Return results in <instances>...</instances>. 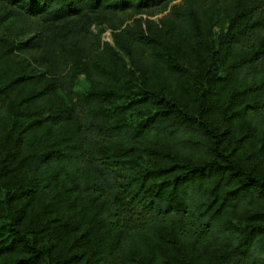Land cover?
Here are the masks:
<instances>
[{
  "label": "trees",
  "instance_id": "obj_1",
  "mask_svg": "<svg viewBox=\"0 0 264 264\" xmlns=\"http://www.w3.org/2000/svg\"><path fill=\"white\" fill-rule=\"evenodd\" d=\"M168 7L183 48L91 31ZM26 55L45 71L19 74ZM11 73L0 264H264V0H0Z\"/></svg>",
  "mask_w": 264,
  "mask_h": 264
},
{
  "label": "rangeland",
  "instance_id": "obj_2",
  "mask_svg": "<svg viewBox=\"0 0 264 264\" xmlns=\"http://www.w3.org/2000/svg\"><path fill=\"white\" fill-rule=\"evenodd\" d=\"M178 2L179 1L175 3ZM169 14V7L168 10H162L161 8H152L140 12L130 10L123 13H118L116 14V16H108L105 20H99L96 21V23L94 22L93 26L91 27V31L94 35L98 36L102 42H107L111 46H113L112 36L114 29L121 30L127 26L134 25L144 33L153 35L160 41V43H162L164 49L159 48L158 52H164V50L168 51L169 49L173 51L177 46H180L181 48H183V46L180 41L170 40V35L167 32L168 26L164 22L165 18ZM224 21L226 22L225 19ZM218 23H220L219 25H221V28H213V37L211 36L212 34H210L209 36L211 42H214L225 29V26H223L224 23L222 24L221 21ZM32 35L33 34H27L22 40H27ZM116 52L120 57L125 59V65L128 69H130V71H132L131 67H129V61L126 59V57L123 56L122 52H120L119 50H116ZM31 57L32 56L26 55L20 57L16 56L14 58L20 69L19 74L25 73L27 75H37L45 71L44 67H37L36 65H34L31 61ZM16 75V73H11L10 75L0 74V87L7 85L8 82L10 80H13ZM86 86L87 83L84 75L82 74L79 76V84L78 86H76V93H82ZM214 121L218 124L216 119ZM219 126L221 125L219 124ZM192 259H196V255H194Z\"/></svg>",
  "mask_w": 264,
  "mask_h": 264
}]
</instances>
